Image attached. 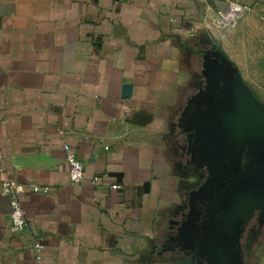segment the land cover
Listing matches in <instances>:
<instances>
[{
    "label": "crops",
    "instance_id": "1",
    "mask_svg": "<svg viewBox=\"0 0 264 264\" xmlns=\"http://www.w3.org/2000/svg\"><path fill=\"white\" fill-rule=\"evenodd\" d=\"M212 1L0 0V264H162L147 255L181 202L171 134ZM7 177L25 187L20 232Z\"/></svg>",
    "mask_w": 264,
    "mask_h": 264
},
{
    "label": "flooded vegetation",
    "instance_id": "2",
    "mask_svg": "<svg viewBox=\"0 0 264 264\" xmlns=\"http://www.w3.org/2000/svg\"><path fill=\"white\" fill-rule=\"evenodd\" d=\"M197 44L192 51L196 58L192 82L176 111L171 134L178 148L174 163L185 180L182 198L161 247L147 257L162 264H219L215 253H232L225 264H255L254 253L264 252V205L255 206L261 197L254 188L259 177L248 168L251 157L245 153L247 149L241 153L238 170L218 173L212 164L199 165L192 145L195 130L186 133L179 125L188 100L206 85L202 68L212 42L201 39ZM238 183L242 187L236 188ZM219 241L226 242V247L218 249Z\"/></svg>",
    "mask_w": 264,
    "mask_h": 264
},
{
    "label": "water",
    "instance_id": "3",
    "mask_svg": "<svg viewBox=\"0 0 264 264\" xmlns=\"http://www.w3.org/2000/svg\"><path fill=\"white\" fill-rule=\"evenodd\" d=\"M211 42L212 46L205 51L202 68L206 85L188 100L179 125L186 133L195 130L192 145L199 165L212 164L218 173L238 170L241 153L247 149L245 153L251 157L248 168L259 177L254 188L261 197L255 206H263L264 103L243 81L219 42L214 37ZM236 185V188L240 186ZM219 242H216L218 249L226 247V242ZM229 254L232 253H215V258L219 264H225Z\"/></svg>",
    "mask_w": 264,
    "mask_h": 264
},
{
    "label": "rangeland",
    "instance_id": "4",
    "mask_svg": "<svg viewBox=\"0 0 264 264\" xmlns=\"http://www.w3.org/2000/svg\"><path fill=\"white\" fill-rule=\"evenodd\" d=\"M230 3L243 5L244 12L232 27L223 30L217 23V16L224 13ZM212 5V37L236 65L255 97L264 103V0H218L212 1ZM253 260L255 264H264V252L254 253Z\"/></svg>",
    "mask_w": 264,
    "mask_h": 264
},
{
    "label": "built area",
    "instance_id": "5",
    "mask_svg": "<svg viewBox=\"0 0 264 264\" xmlns=\"http://www.w3.org/2000/svg\"><path fill=\"white\" fill-rule=\"evenodd\" d=\"M244 6L240 4L230 3L227 10L222 13H218L217 16V23L223 30H227L232 27L235 21L242 15L244 12ZM234 11L235 16L232 18L234 22L226 20L228 12ZM231 16V15H230ZM64 153H65V160L69 165L68 170V181L70 184H78L84 178V163L77 157V155L71 150L70 146L64 144L63 146ZM2 160V155L0 154V162ZM0 171L3 172L4 168L1 165ZM98 180V177H94L92 182L95 184ZM24 186L20 183H17L8 177L5 178L2 184V195L8 197L9 205H10V230L15 232H20L27 229V221L24 215V211L22 209L21 201L19 199V194L24 190ZM29 189L34 192L46 193L49 190L48 186L38 185L32 183L29 185ZM33 249L35 252V259L39 261L40 259V251L43 247V244L40 241L33 242Z\"/></svg>",
    "mask_w": 264,
    "mask_h": 264
},
{
    "label": "bare ground",
    "instance_id": "6",
    "mask_svg": "<svg viewBox=\"0 0 264 264\" xmlns=\"http://www.w3.org/2000/svg\"><path fill=\"white\" fill-rule=\"evenodd\" d=\"M230 15H231V16H230ZM234 16H235L234 11H230V10H229L228 15H227V19H226V20L230 21V24H231V22H234V20L232 19ZM231 17H232V18H231Z\"/></svg>",
    "mask_w": 264,
    "mask_h": 264
}]
</instances>
